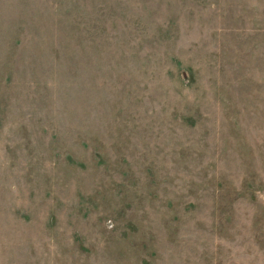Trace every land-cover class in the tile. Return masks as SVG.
Listing matches in <instances>:
<instances>
[{
    "label": "rangeland",
    "instance_id": "obj_1",
    "mask_svg": "<svg viewBox=\"0 0 264 264\" xmlns=\"http://www.w3.org/2000/svg\"><path fill=\"white\" fill-rule=\"evenodd\" d=\"M0 264H264V0H0Z\"/></svg>",
    "mask_w": 264,
    "mask_h": 264
}]
</instances>
